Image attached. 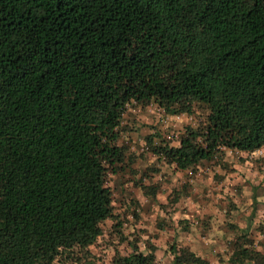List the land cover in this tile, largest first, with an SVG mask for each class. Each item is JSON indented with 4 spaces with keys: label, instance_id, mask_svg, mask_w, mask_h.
<instances>
[{
    "label": "trees",
    "instance_id": "1",
    "mask_svg": "<svg viewBox=\"0 0 264 264\" xmlns=\"http://www.w3.org/2000/svg\"><path fill=\"white\" fill-rule=\"evenodd\" d=\"M150 101L203 110L175 145L145 137L175 169L264 148V0H0V264H90L76 253L112 216L121 115ZM231 250L222 264H264V235ZM109 264L155 262L133 247Z\"/></svg>",
    "mask_w": 264,
    "mask_h": 264
},
{
    "label": "rangeland",
    "instance_id": "2",
    "mask_svg": "<svg viewBox=\"0 0 264 264\" xmlns=\"http://www.w3.org/2000/svg\"><path fill=\"white\" fill-rule=\"evenodd\" d=\"M202 113L195 107L190 114H168L153 101L126 104L117 128L123 167L106 175L112 216L100 223L101 234L87 250L76 253L80 263L109 264L114 254L134 247L151 251L155 264H174L173 251L180 249L222 264L236 236L262 239L264 148L225 149L219 161H203L191 171L175 169L145 148L151 133L175 145L184 126Z\"/></svg>",
    "mask_w": 264,
    "mask_h": 264
},
{
    "label": "built area",
    "instance_id": "3",
    "mask_svg": "<svg viewBox=\"0 0 264 264\" xmlns=\"http://www.w3.org/2000/svg\"><path fill=\"white\" fill-rule=\"evenodd\" d=\"M254 152H260V148H257L255 150L251 151V153H254Z\"/></svg>",
    "mask_w": 264,
    "mask_h": 264
}]
</instances>
